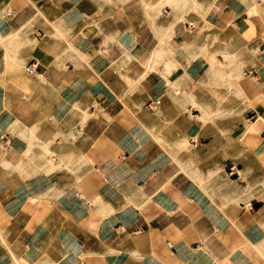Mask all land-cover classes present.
Here are the masks:
<instances>
[{
  "label": "crops",
  "instance_id": "obj_1",
  "mask_svg": "<svg viewBox=\"0 0 264 264\" xmlns=\"http://www.w3.org/2000/svg\"><path fill=\"white\" fill-rule=\"evenodd\" d=\"M195 1L0 0V264H264V113L195 121L264 94L255 12ZM238 134L263 137L256 191Z\"/></svg>",
  "mask_w": 264,
  "mask_h": 264
},
{
  "label": "rangeland",
  "instance_id": "obj_2",
  "mask_svg": "<svg viewBox=\"0 0 264 264\" xmlns=\"http://www.w3.org/2000/svg\"><path fill=\"white\" fill-rule=\"evenodd\" d=\"M244 4L246 5L248 14L252 15L254 12L255 14V26H252L253 29H251L248 33H246V44L244 46V50L246 53H249L251 51L258 52L259 54H264V46H262V50L258 49L257 51L253 49L254 41L257 38L264 37V0L258 1V0H242ZM255 3V4H254ZM254 4V5H253ZM260 10V11H255ZM203 29H206L207 27L204 26V21L202 22ZM235 31V30H234ZM255 47H260L259 44H256ZM264 72V64H260V78L263 77L262 73ZM247 77L248 75L245 74ZM253 76V75H252ZM259 76V75H258ZM262 79V78H261ZM224 82H220L217 80L218 87H224ZM227 85V84H226ZM228 86V85H227ZM206 96L205 98L209 99L212 97L211 93L209 91H203ZM217 98L221 101H224L228 106L232 107V110L228 113L225 111L218 110L216 118L218 121H212L210 123H206L203 119V117H198L196 121L197 126L203 128L204 130H208L209 134H217L218 130L225 127H230V125H233V128L236 131H238V127L243 125L244 122L250 121L249 115L252 113H256L258 117L259 114L264 113V94H261L260 96L256 97L255 99H252V97H249V102H247V98L244 95H241V93L233 92L230 90H224V91H218L217 92ZM241 111L242 113L239 114L238 112ZM160 112V110H159ZM158 112V113H159ZM190 116L192 117V113L190 112ZM193 118V117H192ZM231 120V123H224L220 120L224 119ZM257 119V118H256ZM194 122V121H193ZM264 131V130H263ZM188 141V140H187ZM234 146H247L249 151L251 153H246L242 155H232L230 159H228V162H231V164H235L238 167L239 162L244 164V169L247 170L245 174H240L239 170L237 174L232 175L233 177H240V179L247 180V184L251 187V189L254 188V190H257V183H258V171H257V163H258V152L263 149V137L261 134L258 135V137L254 140L252 139H246L243 137L242 134L235 135V138L233 140ZM189 147L191 145L187 143ZM259 146V147H258ZM226 157V156H224ZM261 163L262 168H264V155L261 156ZM238 169V168H237ZM261 177L263 179L264 177V171L261 172Z\"/></svg>",
  "mask_w": 264,
  "mask_h": 264
},
{
  "label": "built area",
  "instance_id": "obj_3",
  "mask_svg": "<svg viewBox=\"0 0 264 264\" xmlns=\"http://www.w3.org/2000/svg\"><path fill=\"white\" fill-rule=\"evenodd\" d=\"M187 26L189 29H195L197 26H196V23L192 20L190 21H187ZM27 70L30 72V73H33L35 70H36V64L35 63H31L27 66ZM160 100L159 99H156V100H150L149 102H147L146 104V108L150 111H156L158 109V106L160 104ZM257 113V112H256ZM256 113H252L251 115H249V120L252 121V120H255L257 117V114ZM194 143L197 142V140H193ZM229 173L231 175H234V174H237L238 173V169H237V165L235 164H230L229 166ZM247 207H250L252 208L254 206V204L250 201L248 204H246Z\"/></svg>",
  "mask_w": 264,
  "mask_h": 264
},
{
  "label": "bare ground",
  "instance_id": "obj_4",
  "mask_svg": "<svg viewBox=\"0 0 264 264\" xmlns=\"http://www.w3.org/2000/svg\"><path fill=\"white\" fill-rule=\"evenodd\" d=\"M258 1H262V0H258ZM184 2H185V1H184ZM186 2H187V1H186ZM192 3H193V2H192ZM184 4H185V3H184ZM254 4H255V3H254ZM254 4H253V5H254ZM195 5H196V6L198 5V1H197V0L195 1ZM201 6H202V5H201ZM214 6H215V4H214V3H211V5H208V6L206 7L207 9H205V10L203 11V16H204L205 19H208L209 11H210V9L213 8ZM217 6H218V5H217ZM258 49H260V48H259V47L255 48L256 51H257ZM254 126H255V125H254L253 123H250L249 126H248V128H251V129H252V128H254ZM239 172H240V169H239Z\"/></svg>",
  "mask_w": 264,
  "mask_h": 264
}]
</instances>
